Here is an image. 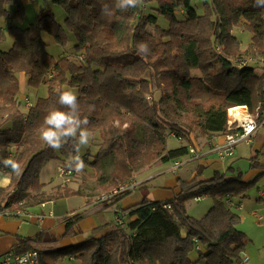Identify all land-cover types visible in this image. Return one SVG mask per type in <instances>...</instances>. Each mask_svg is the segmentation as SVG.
<instances>
[{
  "label": "trees",
  "instance_id": "obj_1",
  "mask_svg": "<svg viewBox=\"0 0 264 264\" xmlns=\"http://www.w3.org/2000/svg\"><path fill=\"white\" fill-rule=\"evenodd\" d=\"M198 2L140 0L138 7L121 11L114 8V0H51L64 10L63 24L50 8H41L37 22L26 24L22 0H0V20H5L0 21V159L20 164V172L11 173L0 163V173L11 176L10 184L0 188V210L25 211L77 193L67 187L46 193L40 181L44 164L55 158L41 140L40 130L46 127L49 112L63 108L58 104L60 91L77 89L81 117L88 118L91 132H103V147L95 161L89 160V152L82 156L97 171L116 142L119 147L125 144L129 131L122 129L125 125L143 126L145 139L129 143L140 167L157 161L169 164L188 155L192 126L208 138L222 135L230 109L247 106L255 113L264 104V70L257 72L254 64L240 67L255 52L264 58V8L256 7L254 0ZM105 3L113 7L110 16L102 15ZM237 30L252 35L245 50ZM43 33L62 46L72 38L73 54L56 59L48 53ZM8 38L12 47L3 50ZM141 42L147 43L149 54L138 53ZM21 73L27 87H48V96L38 98L26 112L19 98ZM165 84L171 87L178 111L193 116L192 126L162 118L165 100L156 99V94ZM89 106H94L91 111ZM156 118L184 144L167 149V138L151 122ZM64 149L70 156V146ZM250 161L251 170L260 172L252 181H245L242 173L227 177L221 172L199 180L204 172L199 165L193 179L178 178L180 193L173 199L145 198L121 210L127 218L123 228L115 225L106 235L63 248H57L59 239L42 234L23 239L15 250H37L42 264H58L66 257H75L80 264H241L250 241L238 228L241 217L233 208L264 177V162L257 157ZM130 169L124 163L117 171L98 175L108 189L109 184L130 180ZM127 195L113 199L108 207ZM199 196H211L214 203L202 219H195L188 214L186 202ZM81 219L77 214L67 220L65 237L77 235ZM193 252L199 253L196 261L190 257Z\"/></svg>",
  "mask_w": 264,
  "mask_h": 264
},
{
  "label": "rangeland",
  "instance_id": "obj_2",
  "mask_svg": "<svg viewBox=\"0 0 264 264\" xmlns=\"http://www.w3.org/2000/svg\"><path fill=\"white\" fill-rule=\"evenodd\" d=\"M198 1L201 2H198L200 3L199 5H201L207 0ZM37 5L40 8H50L51 11L56 14L57 22L59 24H63V20L65 18L64 10L61 7L51 3V0H36L35 4H27L25 6L27 12L26 24L37 22L38 13L36 14L34 9V7ZM177 15L179 17H183L182 13H179ZM0 21L5 22V20ZM163 25L166 26V23H163ZM7 26L8 24H6L4 28H6ZM150 32L153 33L156 37L159 36L154 27H150ZM235 34L241 42L243 50H245L251 42L252 35L244 30H237ZM43 39L47 44L48 53L53 55L56 59L73 54L75 42L72 38L69 42H67L66 46L58 44L55 39L47 33H43ZM12 43V39L8 38L7 41L1 46V48L3 50H6L9 47H12ZM79 55L81 56L82 54ZM75 57L76 56H74V58ZM248 58L257 60L256 63H250L254 64V66L257 67V72H261L262 70H264V58L263 56H261V54L255 52L254 55H251ZM72 90L76 91L78 94L77 89ZM23 96L27 97V99L25 101L20 100L22 103L21 109L23 112H26V107L28 108V106H26L27 103L34 104L38 98L48 96V87L43 85L39 89H35L33 87L26 86V91ZM162 98H164L165 100L163 111L161 112L162 118L166 120L179 121L180 123H183L188 127L192 126L191 122L193 121V116L186 115L178 111L177 106L173 100L171 87H169L167 84L163 85L162 90L160 92L158 91L156 94V99L159 100ZM152 99L153 96L151 95L148 99L149 102H151ZM1 122L2 119H0V124ZM151 122L152 124H157V126L154 127L157 133L162 134L167 138V149H176L184 144L182 140L170 136V131L163 128L161 121H159L157 118L153 119ZM116 127L120 128L119 124H116ZM144 127L146 128V130H150L147 125H144ZM125 128L129 130L124 138L125 144L122 147H119L118 142L114 144L112 151H108L107 155L102 160V166L99 169L100 171H97L94 166L92 167L85 164L84 168H86V170L83 169L79 173L76 172V174H74V176H72V178H70L68 181L60 177L59 167L66 163L69 156L65 152L64 148L54 151L49 147V149L51 150V155H54L55 158H49L44 164L40 173V181L44 184L45 189L50 190L51 188L60 186L61 188L71 187L73 188V190H78L80 193H87L89 200L92 201V199H95V201L100 202L104 196L108 195V193L119 184L132 181L137 182L139 184V187L132 194L134 196L142 195L143 197L148 194L149 189H163L167 181L175 180L179 177L191 180L195 177L197 169L199 167V161H193L187 165H184L182 169H180L177 173L169 171L172 162L169 164H165L157 161L147 166L140 167L139 163L133 157L132 148L129 143L131 140L145 139L144 137L146 135L143 134V126L140 125L139 122H137L136 127H129L125 125L122 129L124 130ZM191 128L192 131L194 130V133L192 132L191 134H193L195 142L199 143L205 138H208L200 134V132L197 131V128L193 126ZM92 133L93 139L90 141V144L83 149L82 156L89 152V160L93 162L95 161V155H97L100 148L103 147V132L97 131ZM263 133L264 130L260 129L257 137L259 138V141L261 140ZM201 138H203V140H201ZM116 139H118L117 136ZM191 147H195L193 146V143ZM254 147L255 146H246L245 144L239 145L235 150L234 156L231 158V160L233 159V161H231L229 165L228 163L224 165L221 173H226L227 177H232L234 174L238 175L239 173H242L244 177L247 176L250 172H252L250 160L252 158ZM214 158L216 157L214 156ZM181 159L187 161L189 157L186 156ZM124 163L128 164L131 168V179L123 183H117V185L114 186L109 184L110 187L106 189L103 184L107 185L108 183H102L103 181L100 180V175H98V173L105 174L117 171ZM231 163L232 165L230 166ZM231 167L233 168L230 169ZM203 170L204 176L206 178L212 177L215 172L213 168L208 167H204ZM5 176L8 177L9 182L11 176L7 173H5ZM8 182L6 181L3 182V184H0L1 188L4 186L7 187ZM262 193H264V177H260L257 182L247 190V197L243 201L237 202V204H241V207L235 206L233 209L241 217L238 228L247 235L250 241L248 247H250L251 245H255L258 250L264 255V196H261ZM79 201V199H74L71 202L76 205ZM213 203L214 200L211 196L202 197L201 199L193 198L186 202L187 212L195 219H202L213 206ZM254 213H257L258 216L262 217V220L260 222L254 216ZM77 264H80L79 261L77 262Z\"/></svg>",
  "mask_w": 264,
  "mask_h": 264
},
{
  "label": "crops",
  "instance_id": "obj_3",
  "mask_svg": "<svg viewBox=\"0 0 264 264\" xmlns=\"http://www.w3.org/2000/svg\"><path fill=\"white\" fill-rule=\"evenodd\" d=\"M22 2L25 6L27 4L36 3H30L29 0H22ZM34 9L37 14L41 8L37 5L34 7ZM19 81L21 87L19 98L20 100L25 101L27 97L23 96L26 91V76L24 73H21L19 75ZM26 109L28 108L26 107ZM257 137L258 133L256 135L255 143L251 145L255 146L252 152V158L257 157L258 160L264 162V133L262 136L263 138L261 137L260 141ZM191 140L193 146L201 151L202 157L199 160V165L201 166V168H213V170H215V174L216 172H222L221 170L223 169L224 165H226L227 163L229 165V163L233 161V159H229L226 162L221 161L218 158L217 154H215L212 150L211 143L214 141L213 137L205 138L204 140L203 138H201V140H203L204 142L201 141L197 143L195 142L192 134ZM221 141L222 138L215 139V143H220ZM214 156L216 158H214ZM231 165L232 163L230 164V166ZM259 173L260 172L257 170H252V172L244 177V180L247 182L252 181L257 177V175H259ZM0 177L2 178H0V184H3V182L6 181L8 182V179H5L4 173H0ZM198 179L208 180L209 178H206L203 172V174L198 176ZM9 184L10 180L7 185ZM58 188L59 187H54L50 190H46L44 187V192L50 193ZM68 188L73 190V188L71 187ZM73 191L77 193L61 199L44 202L25 211H20V215H15L10 218L0 216V254L18 248L23 239L36 238L42 234L59 239L60 241L57 245V248H63L76 246L84 243L91 237H100L111 232L113 227L115 226L114 207H108L111 203L102 201L99 202L95 201V199H92V202L91 200H89L87 193H80L78 190ZM179 193L180 189L178 187L177 178L175 180L167 181L163 189H149L146 196H134L133 194L127 195L119 201L117 206H119V208L123 211L140 203L145 198L151 201L164 202L173 199ZM261 196H264V193H262ZM74 199H79L80 201L76 205H74L71 202ZM244 199H242V201ZM77 214L82 215V219L76 226L77 235L65 237L67 220ZM41 216H43L42 220L40 219ZM125 220L127 221V218H125ZM246 254L250 257L249 264H264V255L258 250L255 245H251L250 247H248L246 250ZM190 257L193 261H196L198 260L199 255L197 252H193ZM77 262L78 261L75 257H66L64 259H61L58 264H77Z\"/></svg>",
  "mask_w": 264,
  "mask_h": 264
},
{
  "label": "built area",
  "instance_id": "obj_4",
  "mask_svg": "<svg viewBox=\"0 0 264 264\" xmlns=\"http://www.w3.org/2000/svg\"><path fill=\"white\" fill-rule=\"evenodd\" d=\"M30 3H35L36 0H29ZM257 60L253 58L248 59L240 63V67H245L250 63H256ZM264 63V59H263ZM263 93H264V86H263ZM28 108L31 107L30 103H27ZM232 109H237V116L234 118L230 115V110L228 111V118H227V126L226 131L222 135L213 136L214 141L212 144V150L215 154H217L218 158L221 161H227L231 159L234 154L235 150L239 145L245 144L246 146H251L256 141V135L260 129L264 130V104H260L257 108L255 113H251L247 106L236 107ZM171 136L176 137L175 134H171ZM177 138V137H176ZM222 138L220 143H215V139ZM180 139V138H178ZM187 157L189 159L182 160L177 159L172 162L171 168L169 171L173 173L179 172L180 169L187 163L193 161H199L202 157L201 151L196 147H190ZM76 171L70 170L66 165H62L59 167V175L61 178H64L68 181ZM139 187L137 182H127L123 184H119L114 189H112L108 195L104 196L101 201L102 202H111L113 199L124 196L126 194H132L136 191ZM202 197H197V199H201ZM44 205V204H43ZM231 207H234L233 203L229 202ZM241 207V205L239 206ZM165 208L170 209L171 206L169 204L165 205ZM114 224L119 227L123 228L126 226V220L121 214V209L119 206L114 207ZM20 211H10L8 209H1L0 216L10 218L15 215H20ZM254 216L258 219V221L262 220V217L258 216L257 213H254ZM43 219V216L40 217ZM28 253H38V264H42L40 253L37 250H28L25 252H19L15 249L9 250L3 254H0V264H18V258L24 256ZM250 257L245 253L243 254L241 264H249Z\"/></svg>",
  "mask_w": 264,
  "mask_h": 264
},
{
  "label": "clouds",
  "instance_id": "obj_5",
  "mask_svg": "<svg viewBox=\"0 0 264 264\" xmlns=\"http://www.w3.org/2000/svg\"><path fill=\"white\" fill-rule=\"evenodd\" d=\"M256 7L264 8V0H254ZM140 0H114V8L127 11L138 7ZM102 15L110 16L113 14V7L105 3L102 6ZM138 53L147 55L150 49L147 43L141 42L137 46ZM58 104L63 108H57L48 113L44 118V125L41 127V140L50 148L60 150L65 145L70 146V156L66 166L77 173L81 172L85 163L82 158L83 149L86 148L93 139V133L89 129V120L87 117H81L80 105L77 99V92L68 89L60 91L58 94ZM94 106H89V111ZM4 168L9 169L11 173L20 172V164L10 158L0 159ZM5 179H8L5 176ZM18 264H38V253H28L18 258Z\"/></svg>",
  "mask_w": 264,
  "mask_h": 264
},
{
  "label": "bare ground",
  "instance_id": "obj_6",
  "mask_svg": "<svg viewBox=\"0 0 264 264\" xmlns=\"http://www.w3.org/2000/svg\"><path fill=\"white\" fill-rule=\"evenodd\" d=\"M237 109H231L230 110V115H232L234 118L237 116Z\"/></svg>",
  "mask_w": 264,
  "mask_h": 264
}]
</instances>
